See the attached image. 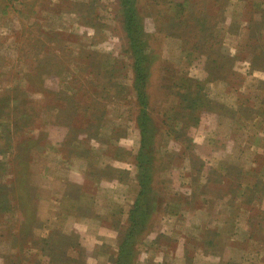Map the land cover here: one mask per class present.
<instances>
[{"label": "rangeland", "instance_id": "1", "mask_svg": "<svg viewBox=\"0 0 264 264\" xmlns=\"http://www.w3.org/2000/svg\"><path fill=\"white\" fill-rule=\"evenodd\" d=\"M0 264H264V0H0Z\"/></svg>", "mask_w": 264, "mask_h": 264}, {"label": "trees", "instance_id": "2", "mask_svg": "<svg viewBox=\"0 0 264 264\" xmlns=\"http://www.w3.org/2000/svg\"><path fill=\"white\" fill-rule=\"evenodd\" d=\"M139 62H140V60H139ZM143 72L144 71H141L140 73H138V75H137V81H139V82H146L147 74H145V72L144 73Z\"/></svg>", "mask_w": 264, "mask_h": 264}]
</instances>
